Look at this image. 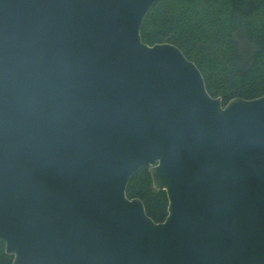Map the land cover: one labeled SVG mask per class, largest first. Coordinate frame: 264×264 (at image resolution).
I'll return each mask as SVG.
<instances>
[{
  "label": "water",
  "instance_id": "1",
  "mask_svg": "<svg viewBox=\"0 0 264 264\" xmlns=\"http://www.w3.org/2000/svg\"><path fill=\"white\" fill-rule=\"evenodd\" d=\"M157 0H0V241L11 264H264V95L225 105ZM147 166L168 214L130 177Z\"/></svg>",
  "mask_w": 264,
  "mask_h": 264
},
{
  "label": "trees",
  "instance_id": "2",
  "mask_svg": "<svg viewBox=\"0 0 264 264\" xmlns=\"http://www.w3.org/2000/svg\"><path fill=\"white\" fill-rule=\"evenodd\" d=\"M140 37L148 45L177 46L223 105L235 97L264 95V0H157L144 17ZM126 196L140 199L154 222L168 214L166 192L153 187L147 166L130 177ZM12 259L0 241V264Z\"/></svg>",
  "mask_w": 264,
  "mask_h": 264
}]
</instances>
